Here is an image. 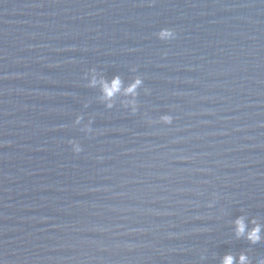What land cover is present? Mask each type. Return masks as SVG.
<instances>
[{
  "label": "water",
  "instance_id": "95a60500",
  "mask_svg": "<svg viewBox=\"0 0 264 264\" xmlns=\"http://www.w3.org/2000/svg\"><path fill=\"white\" fill-rule=\"evenodd\" d=\"M93 68L142 78L135 114ZM237 217L264 225V0H0V264H257Z\"/></svg>",
  "mask_w": 264,
  "mask_h": 264
},
{
  "label": "clouds",
  "instance_id": "9594fccd",
  "mask_svg": "<svg viewBox=\"0 0 264 264\" xmlns=\"http://www.w3.org/2000/svg\"><path fill=\"white\" fill-rule=\"evenodd\" d=\"M157 39L161 41H169L175 38V32L172 29L162 28L156 33ZM135 71V69H131ZM87 86L90 88L99 89V98L100 101L104 104L105 108L112 109L114 107V102L117 97H123L120 101L121 106L124 109L129 110L132 114H135L138 109L137 97L139 95V91L143 85V80L140 76H134L132 80L124 85L120 76H113L110 80L103 78L102 76H98L96 70L90 69L87 75ZM144 94L147 95L149 90L147 88L143 89ZM87 107V105H85ZM171 117L169 115H162L159 118V121L164 124L171 123ZM82 117L76 116L74 120L75 125L81 124ZM91 120H89L88 124H84L80 131L85 134L91 133L92 128L90 127ZM69 144L71 145V149L74 153H80L82 148L80 144L76 141L70 140ZM252 227L248 228L245 223L244 217H237L233 221L234 225V235L237 239L243 238L250 245H256L264 243V225L256 222L255 220L251 221ZM203 260L204 257L202 256ZM220 264H252L251 259L247 255L245 251L240 252L238 255L233 256L231 253L225 254L220 261ZM257 264H264V258H260L257 261Z\"/></svg>",
  "mask_w": 264,
  "mask_h": 264
}]
</instances>
